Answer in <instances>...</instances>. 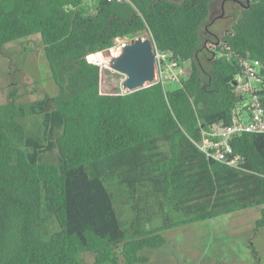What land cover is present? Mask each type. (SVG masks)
<instances>
[{
	"label": "trees",
	"instance_id": "16d2710c",
	"mask_svg": "<svg viewBox=\"0 0 264 264\" xmlns=\"http://www.w3.org/2000/svg\"><path fill=\"white\" fill-rule=\"evenodd\" d=\"M213 1L92 0L91 12L84 0H0V53L39 35L58 86L29 102L14 86L0 103V264H89L83 252L92 264H144L141 251L163 246L165 230L254 207L264 228V133L233 138L236 166L196 144L231 123L240 96L233 57H200ZM144 32L190 64L178 88L122 93L124 74L87 58ZM224 38L264 66V0L242 7ZM54 149L58 162L41 159ZM43 202L60 228L49 240Z\"/></svg>",
	"mask_w": 264,
	"mask_h": 264
},
{
	"label": "rangeland",
	"instance_id": "374dc122",
	"mask_svg": "<svg viewBox=\"0 0 264 264\" xmlns=\"http://www.w3.org/2000/svg\"><path fill=\"white\" fill-rule=\"evenodd\" d=\"M84 2L93 12L92 0ZM241 8L242 6L234 0H214L207 24L201 31L203 42L206 38L222 39L231 29ZM140 36L151 38L148 32ZM121 40L125 43L133 42L131 38ZM116 43L118 44V40ZM211 55L206 50L201 53L200 57L206 66L209 65ZM189 72L190 64L186 63L184 79L188 77ZM14 86L18 88L20 102H29L44 95L53 96L58 93V86L52 78L39 35L12 41L6 44L0 53V103L9 100V91ZM178 87L176 82L165 83L166 89ZM26 124L30 129L39 131V134L44 130L39 116L28 118ZM40 156L43 161L58 162L56 149L40 153ZM45 208L43 202L42 237L49 240L60 228L55 217ZM259 216L260 207H254L167 229L163 232L167 240L163 246L141 251L142 255L149 258L144 264H264V228L255 229L254 225ZM79 257L82 261L92 264L95 253L83 252Z\"/></svg>",
	"mask_w": 264,
	"mask_h": 264
},
{
	"label": "built area",
	"instance_id": "2783aa9c",
	"mask_svg": "<svg viewBox=\"0 0 264 264\" xmlns=\"http://www.w3.org/2000/svg\"><path fill=\"white\" fill-rule=\"evenodd\" d=\"M224 37L225 35L222 39H208L205 42V48L215 58L226 56L236 60L238 71L233 84L240 96L234 105L231 123L224 126L222 122H219L213 124L210 129H203L201 139L196 144L207 158L236 166L242 161V158L233 154L231 144L233 138L244 132L264 133V66L252 60L249 54H240L231 49ZM116 40H118V44L111 47L113 54H116L126 44L124 41L122 42L121 38ZM153 52L155 78L151 84L163 83L165 85L166 82L171 81L180 86L185 78L186 62L174 57L170 51L160 50L154 44ZM94 56L92 53L87 58L90 62L106 66V63ZM122 82L121 92L131 91L124 87Z\"/></svg>",
	"mask_w": 264,
	"mask_h": 264
},
{
	"label": "water",
	"instance_id": "95a60500",
	"mask_svg": "<svg viewBox=\"0 0 264 264\" xmlns=\"http://www.w3.org/2000/svg\"><path fill=\"white\" fill-rule=\"evenodd\" d=\"M249 5V2H248ZM108 59L106 66L125 75L122 85L134 91L151 83L155 78V58L151 38L138 36L124 44L113 55L111 48L102 51Z\"/></svg>",
	"mask_w": 264,
	"mask_h": 264
},
{
	"label": "bare ground",
	"instance_id": "6f19581e",
	"mask_svg": "<svg viewBox=\"0 0 264 264\" xmlns=\"http://www.w3.org/2000/svg\"><path fill=\"white\" fill-rule=\"evenodd\" d=\"M115 53V52H114ZM94 57L101 59L102 61H106L108 59L107 56L103 55L102 52L94 53ZM115 55V54H113Z\"/></svg>",
	"mask_w": 264,
	"mask_h": 264
},
{
	"label": "flooded vegetation",
	"instance_id": "af4514ba",
	"mask_svg": "<svg viewBox=\"0 0 264 264\" xmlns=\"http://www.w3.org/2000/svg\"><path fill=\"white\" fill-rule=\"evenodd\" d=\"M234 1L238 2L239 5H241L242 7H244V6L248 5V2H249V4H250V2H251L252 0H245V1L234 0Z\"/></svg>",
	"mask_w": 264,
	"mask_h": 264
}]
</instances>
